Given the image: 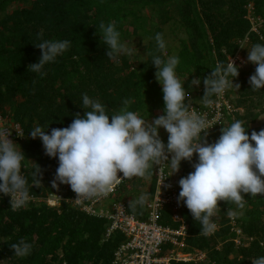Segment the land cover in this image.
<instances>
[{
  "label": "trees",
  "instance_id": "16d2710c",
  "mask_svg": "<svg viewBox=\"0 0 264 264\" xmlns=\"http://www.w3.org/2000/svg\"><path fill=\"white\" fill-rule=\"evenodd\" d=\"M248 4H252L251 11ZM146 7L154 13H147ZM249 12L264 19V0H0V108L7 102L10 109H0V117L10 116L8 122H17L21 127V133L12 140L26 157L22 175L28 180L30 195L25 206L13 210L10 196L0 193V264H112L113 251L124 240V234L113 229L106 235L108 219L87 213L75 202L76 194L69 185L52 187L58 158L47 156L42 141L32 139L29 132L41 127L50 134L52 128L70 125L76 113L83 116V94L104 104L109 115L118 112L125 99L130 101L128 110L143 119L163 114L162 87L152 65L154 55L165 60L179 58L176 75L191 93L186 103L202 104L203 78L217 62L226 66L244 44V38L252 40L250 45L264 44V25L258 27L259 32L251 29ZM100 22L115 24L122 44L134 42V37L140 42L145 37L144 56L134 61L128 49L109 59L100 37ZM167 31L177 40L173 53L166 42L165 49L158 51L155 36L161 33L165 39ZM41 32L45 40L71 41L65 52L44 66L43 76L28 71V66L41 56L35 46L42 42L38 39ZM237 66L239 76L233 83L240 84V88L233 86L226 93L231 100L236 95L232 101L244 106V111L237 110L215 124L206 137L209 143L218 139L223 126L235 120L245 122L249 135L252 130L264 129V117L250 124L264 115V88L253 91L248 83L256 65ZM194 78H200V85L189 87ZM196 160L194 155L191 163L182 161L176 180L167 162L168 179L178 193V181L193 171ZM38 166L42 179L39 187H34L32 173ZM145 176L149 179L148 201L155 188L154 168ZM132 179L122 180L107 200L124 201L127 211L145 219L147 202L143 207L137 205L135 211L129 207L130 201L140 197L136 186H130L132 196L127 201L124 198L130 189L126 188L128 183L137 184ZM53 193L58 198L51 204L46 197ZM245 200L243 209L221 202L212 218L218 226L207 236L199 235V222L182 202L178 208L182 220H174L171 206L165 205L159 220L171 228L185 224L184 250L199 248L207 253L205 260L170 258L168 264H251L254 258L264 256V195H245ZM229 209L242 230L239 235L227 215ZM236 235L239 243L233 240ZM21 239L32 248L29 255L18 257L10 246Z\"/></svg>",
  "mask_w": 264,
  "mask_h": 264
},
{
  "label": "clouds",
  "instance_id": "9594fccd",
  "mask_svg": "<svg viewBox=\"0 0 264 264\" xmlns=\"http://www.w3.org/2000/svg\"><path fill=\"white\" fill-rule=\"evenodd\" d=\"M99 30L102 33L101 40L107 46L106 56L109 59H115L126 51V46L120 42V33L115 24L106 25L100 22ZM42 37L41 32L38 39L42 42L35 45L40 49L41 56L37 63L28 66V71L39 73L41 76L46 75L42 71L44 66L54 62L71 46L69 40H45ZM155 40L158 51H163L166 47L163 35L157 33ZM244 40L246 42L248 39ZM247 61L256 65L254 74L249 77L250 89L256 91L264 88V44L253 45L248 50ZM234 62V58H230L226 66L217 62L210 74L203 78V106L213 105L214 95H222L233 86L239 90L240 84L233 83L234 78L239 76V68ZM178 64V57H168L165 60L159 55L153 56L152 65L156 68V80L162 87L164 109L163 114L152 120L146 121L136 112L128 110L130 101L127 99L123 101V107L118 112L109 115L104 104L83 94V116L76 113L70 125L52 128L50 134L41 127L31 130L30 137L42 141L45 154L50 158H58L52 187H57V181L69 185L76 194V200L104 197L97 204L110 208L112 201L107 200V197L122 179L144 177L152 168L155 176V167L161 165L162 161L169 162L176 173L182 161L191 163L195 155L197 160L192 163L193 171L178 181L179 193L178 188H175L177 203L182 202L194 221L199 222V235L203 236L214 231L216 225L212 218L221 202L234 203L243 209L246 204L245 195L253 198L264 195V129L258 132L252 130L249 135L248 129L244 127L245 122L235 120L229 126H223L218 139L209 143L206 139V118L191 110V105L186 103V100L191 98V93L176 75ZM200 82V78H194L189 87H198ZM226 96L232 108L223 109V119L233 116L237 111L227 93ZM161 128L168 134L166 144L160 138ZM9 136V133L0 132V193L10 196L11 208L17 210L25 206L30 199L28 180L22 175V162L26 157L22 150H17L16 143L9 139ZM121 173L122 176L119 175ZM32 176L33 186L39 187L42 179L39 166ZM146 202L147 196L142 194L137 200L130 201L129 207L135 211L137 205L143 207ZM227 215L232 217L234 213L229 209ZM109 224L108 219L107 228ZM113 229L121 230L118 227ZM121 232L124 234L122 230ZM164 243L170 242H163L161 248ZM186 244L185 241L184 246ZM261 246L264 247V243ZM31 248L32 245L24 239L10 246L18 257L29 255ZM170 249L173 248H169L166 255L170 253ZM203 251L205 255L201 259L177 258L176 254L174 256L176 259L197 262L206 259L207 253ZM172 256L170 258H175ZM251 264H264V256L254 258Z\"/></svg>",
  "mask_w": 264,
  "mask_h": 264
},
{
  "label": "built area",
  "instance_id": "2783aa9c",
  "mask_svg": "<svg viewBox=\"0 0 264 264\" xmlns=\"http://www.w3.org/2000/svg\"><path fill=\"white\" fill-rule=\"evenodd\" d=\"M251 6L248 4L249 11H251ZM248 17L252 23L251 28L259 32L258 27L262 24L264 25V19L259 15L254 16L250 12ZM212 99L215 103L209 107H205L201 103L198 105L190 104L191 110L206 118L208 132L215 124L219 125L222 122L223 109L227 108V110H230L232 108V104L226 96V91L222 95H214ZM0 118L2 120L0 132L9 133V139L12 140L14 135L21 133V127L17 122L7 123L2 119L3 117ZM166 167L167 161H162L161 165L155 167V188L152 197L147 201V217L145 219H138L127 211L124 201L112 200L110 208H97V203L104 197L76 200L77 197L75 196V202L81 204L82 208L87 212L108 217L110 224L106 234L115 227L120 228L124 232L125 239L115 248L112 264H168L173 249H170L168 255H159L161 244L168 241L178 247L185 245L186 229L183 223L179 227L171 228L159 222L161 211L165 205L171 206L174 220H182V216L178 211L180 203H177V191L173 182L168 179L169 171ZM119 175L122 176V173ZM117 185H115L109 195L115 194ZM46 198L48 203L53 204L56 203L58 196ZM50 199L54 201L51 202ZM230 218L233 229L239 235L242 232L241 228L235 224L234 215ZM212 222L215 223V228H217L218 224L215 221ZM238 235L234 237L236 243L240 242ZM175 254L177 258L183 259H201L205 255L204 251L198 248L193 252L175 251Z\"/></svg>",
  "mask_w": 264,
  "mask_h": 264
},
{
  "label": "rangeland",
  "instance_id": "374dc122",
  "mask_svg": "<svg viewBox=\"0 0 264 264\" xmlns=\"http://www.w3.org/2000/svg\"><path fill=\"white\" fill-rule=\"evenodd\" d=\"M11 9H12V6L9 8V11H11ZM145 11L147 13H149V14L154 13V10H151L149 7H146L145 8ZM136 39H137V37H134V42H132V43H130V42L129 43H126V42L123 43L126 46V50L127 51H128V49H130L129 52L131 54V57H134L135 56L133 58L134 61H137L139 58H141L142 56H144V50H145V45H146V41H147V39L145 37H141L140 42L136 41ZM164 40L167 43L168 47H170L172 49V53H173L174 48H175L176 43H177V40L174 37H172V35L168 31H167V34H166V37H165ZM251 42H252V40H248L247 42H243L244 44L241 46L240 50L233 57L235 59V64L236 65L240 64L241 66H245V68H248V66H250V62L247 61V56H248V50H250L252 48V46H253V45H250ZM133 52H134V54H133ZM183 78H185V77H183ZM183 78H181V79H183ZM232 97H233V99H235L236 98V95H233ZM235 107H236V110H240L242 112L244 111V108H245L242 105L241 106H236L235 105ZM0 109L5 110V111H10L9 104L7 102H4L3 103V106ZM159 115L160 114L158 112L154 117L146 118L145 120L146 121L152 120V119L158 117ZM263 117H264V115L261 114L254 122H250V124L259 123L263 119ZM2 119L4 121L8 122L12 118L10 116H5ZM1 121L2 120L0 118V123H1ZM159 134H160V138L163 140V142H165V140L167 139V136H168L167 132L163 128H161V129H159ZM176 173H174V179L175 180H176V178L178 179V174H176ZM154 179L156 180V177L155 176H154ZM132 180H136L137 181V184L136 183H133V182H129L128 183L129 185H127L126 188H130V186L131 187H135L136 186L138 192H140V196L142 194L147 195L148 186H149V179L146 176H144L142 178L133 177ZM57 184H60V183L57 181ZM130 190H133V189L130 188V189H128V191L125 192L124 198H125L126 201H127V199L130 196H132L130 194L131 193ZM56 196L57 195H54V193H53V194L48 195L47 197H52V198L54 197L55 198ZM46 200H47V198H46ZM50 201H51V199H50ZM53 201L54 200L52 199L51 202H53ZM169 248H173V252H172V255L173 256L175 255V251H184V248L183 247H177V246H175L173 244L165 243L164 245H162V248H161V251L159 252V254L167 253L168 250H169Z\"/></svg>",
  "mask_w": 264,
  "mask_h": 264
},
{
  "label": "crops",
  "instance_id": "0c3cea01",
  "mask_svg": "<svg viewBox=\"0 0 264 264\" xmlns=\"http://www.w3.org/2000/svg\"><path fill=\"white\" fill-rule=\"evenodd\" d=\"M169 251V250H168ZM165 255L167 254V253H164ZM173 257V256H172ZM175 257V256H174ZM176 258V257H175Z\"/></svg>",
  "mask_w": 264,
  "mask_h": 264
}]
</instances>
